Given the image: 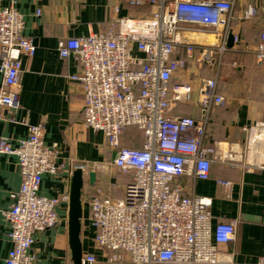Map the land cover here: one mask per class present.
Instances as JSON below:
<instances>
[{"label": "built area", "instance_id": "obj_1", "mask_svg": "<svg viewBox=\"0 0 264 264\" xmlns=\"http://www.w3.org/2000/svg\"><path fill=\"white\" fill-rule=\"evenodd\" d=\"M14 4L0 8V108L12 110L20 107L15 89L22 58L36 51L33 40L22 35L23 18ZM128 4L147 6L151 14L143 19L126 17L104 32L58 44L60 58L73 57L81 66L69 80L82 87L85 126L104 135L115 152L112 167L132 175L122 199L105 197L100 190L86 197L94 245L103 251L107 264H227L221 262L217 245L233 241L235 223L218 224L211 231V199L187 193L176 181L187 176L205 181L213 162H231L220 144L204 145L212 110L224 103L218 92V69L202 80L200 119L169 112L173 103H189L192 92L188 85L170 84L196 52L187 45L185 56H178L180 36L222 28L220 45L214 48L220 64L232 33L235 0H129ZM259 13L264 14V0L248 5L242 18L250 21ZM233 36L236 44L238 37ZM254 56L264 72V30ZM128 127L141 131V149L120 146ZM27 131L16 145L0 139V155L16 158L21 178L19 190L10 195L9 210L3 213L12 243L5 264H36L31 253L36 236L58 220L59 200L39 191L44 175L57 174L59 147L44 144L42 125H27ZM248 133L247 148L255 153L262 149L250 168L264 170V124ZM94 262L92 255L82 259V264ZM256 264H264V257Z\"/></svg>", "mask_w": 264, "mask_h": 264}, {"label": "crops", "instance_id": "obj_2", "mask_svg": "<svg viewBox=\"0 0 264 264\" xmlns=\"http://www.w3.org/2000/svg\"><path fill=\"white\" fill-rule=\"evenodd\" d=\"M12 2L23 18L22 35L33 40L36 51L32 57L22 58L15 89L20 107L0 108V139L16 145L27 137V125H42L44 144L59 147L57 174L44 175L39 191L44 197L59 200L58 220L55 227L36 236L31 253L36 264H73L68 244L72 172L80 166L95 168L94 186L86 180L82 190L83 209L87 195L95 190L105 197L122 199L132 175L115 173L117 170L111 165L115 152L109 149L103 134L85 126L82 87L69 80L81 72V66L73 57L60 58L58 44L104 32L126 17L143 19L151 13L147 6L131 7L129 0H0V8ZM260 3L261 0H235L230 31L238 42L222 55L220 64L214 48L220 45L222 28L182 34L178 56H185L187 45L194 46L196 52L193 60L175 73L170 82L188 85L192 92L189 103H173L169 114L198 120L202 80L212 77L218 69V92L224 103L212 110L204 145L220 144L222 152L231 155V162H213L210 177L205 181L190 176L176 181L187 193L211 199V231L218 224L235 223L233 241L217 245L221 262L227 264H256L264 257V170L250 168L253 156L261 155L262 149H256L255 153L247 148L248 132L253 134L264 124V72L254 56L259 34L264 30V14L259 13L250 21L242 18L248 5ZM1 83L0 74V86ZM120 146L141 149V131L127 128L120 137ZM20 185L16 158L0 155V264H5L12 249L3 213L9 210L10 195ZM80 239L83 258L92 255L94 264H107L103 251L94 245V230L84 210Z\"/></svg>", "mask_w": 264, "mask_h": 264}, {"label": "water", "instance_id": "obj_3", "mask_svg": "<svg viewBox=\"0 0 264 264\" xmlns=\"http://www.w3.org/2000/svg\"><path fill=\"white\" fill-rule=\"evenodd\" d=\"M234 46L233 33H229L226 47L231 49ZM94 186L96 182L95 168L88 169L76 168L71 175L68 202V244L71 260L73 264H82L83 249L81 243L82 232V190L85 182Z\"/></svg>", "mask_w": 264, "mask_h": 264}, {"label": "rangeland", "instance_id": "obj_4", "mask_svg": "<svg viewBox=\"0 0 264 264\" xmlns=\"http://www.w3.org/2000/svg\"><path fill=\"white\" fill-rule=\"evenodd\" d=\"M213 57L216 58V55H213ZM115 173L118 174V171H116ZM85 206H86V208L83 209L84 210V215L85 214L88 215L89 214V205H88L87 201H85Z\"/></svg>", "mask_w": 264, "mask_h": 264}, {"label": "trees", "instance_id": "obj_5", "mask_svg": "<svg viewBox=\"0 0 264 264\" xmlns=\"http://www.w3.org/2000/svg\"><path fill=\"white\" fill-rule=\"evenodd\" d=\"M128 128H129V127H128ZM134 128H135V127H134ZM126 129H127V128H126ZM126 129H125V130H126ZM136 129H137V128H136ZM125 130H124V131H125ZM131 180H132V179H131ZM131 180H130L129 182H131ZM129 182H128V183H129ZM128 183H127V184H128ZM127 184H126V185H127ZM126 185H125V186H126ZM87 196H88V195H87ZM85 200H86V199H85ZM88 215H89V214H88Z\"/></svg>", "mask_w": 264, "mask_h": 264}]
</instances>
